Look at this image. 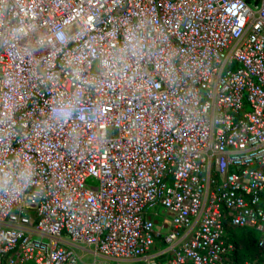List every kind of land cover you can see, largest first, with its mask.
I'll return each mask as SVG.
<instances>
[{"label": "built area", "instance_id": "1", "mask_svg": "<svg viewBox=\"0 0 264 264\" xmlns=\"http://www.w3.org/2000/svg\"><path fill=\"white\" fill-rule=\"evenodd\" d=\"M7 165L0 264L264 252V0H0Z\"/></svg>", "mask_w": 264, "mask_h": 264}, {"label": "trees", "instance_id": "2", "mask_svg": "<svg viewBox=\"0 0 264 264\" xmlns=\"http://www.w3.org/2000/svg\"><path fill=\"white\" fill-rule=\"evenodd\" d=\"M226 240L234 246L230 264H242L248 261L251 264H260L264 252L258 249L259 234L255 229H233L226 226Z\"/></svg>", "mask_w": 264, "mask_h": 264}, {"label": "clouds", "instance_id": "3", "mask_svg": "<svg viewBox=\"0 0 264 264\" xmlns=\"http://www.w3.org/2000/svg\"><path fill=\"white\" fill-rule=\"evenodd\" d=\"M31 166L25 164L19 175L15 176L16 180H28L31 177ZM14 180L13 168L11 165H7L0 168V187H7Z\"/></svg>", "mask_w": 264, "mask_h": 264}, {"label": "rangeland", "instance_id": "4", "mask_svg": "<svg viewBox=\"0 0 264 264\" xmlns=\"http://www.w3.org/2000/svg\"><path fill=\"white\" fill-rule=\"evenodd\" d=\"M93 72H94V73H98V63H95L94 68H93ZM90 183H91V182L89 181V184H90ZM160 219H161V218H160ZM160 219H158V220H160ZM76 251H77V253H78L80 256H84V254H85V251H84L83 249H81V248H76ZM83 261H84L86 264H92V263L95 261V259H94L93 255H92L91 253H88L87 255H85Z\"/></svg>", "mask_w": 264, "mask_h": 264}, {"label": "crops", "instance_id": "5", "mask_svg": "<svg viewBox=\"0 0 264 264\" xmlns=\"http://www.w3.org/2000/svg\"><path fill=\"white\" fill-rule=\"evenodd\" d=\"M82 248H84V246H81Z\"/></svg>", "mask_w": 264, "mask_h": 264}]
</instances>
